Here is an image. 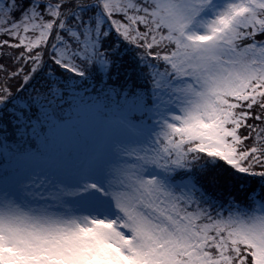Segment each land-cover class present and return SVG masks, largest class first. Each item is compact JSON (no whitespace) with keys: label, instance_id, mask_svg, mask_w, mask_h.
<instances>
[{"label":"snow or ice","instance_id":"snow-or-ice-1","mask_svg":"<svg viewBox=\"0 0 264 264\" xmlns=\"http://www.w3.org/2000/svg\"><path fill=\"white\" fill-rule=\"evenodd\" d=\"M0 264H264V0H0Z\"/></svg>","mask_w":264,"mask_h":264}]
</instances>
